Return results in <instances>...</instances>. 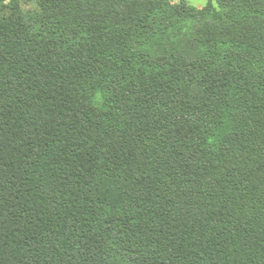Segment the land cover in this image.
<instances>
[{
    "label": "trees",
    "instance_id": "1",
    "mask_svg": "<svg viewBox=\"0 0 264 264\" xmlns=\"http://www.w3.org/2000/svg\"><path fill=\"white\" fill-rule=\"evenodd\" d=\"M33 1H0V264H264V0Z\"/></svg>",
    "mask_w": 264,
    "mask_h": 264
},
{
    "label": "rangeland",
    "instance_id": "2",
    "mask_svg": "<svg viewBox=\"0 0 264 264\" xmlns=\"http://www.w3.org/2000/svg\"><path fill=\"white\" fill-rule=\"evenodd\" d=\"M0 1H5L6 4H10L12 0H0ZM21 3V7L24 11L26 12H37L38 7L36 3L33 0H19ZM171 4H188L190 6L196 7L198 9H204L208 7L211 2L210 0H170ZM214 6L217 7L216 4Z\"/></svg>",
    "mask_w": 264,
    "mask_h": 264
}]
</instances>
